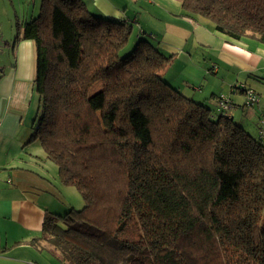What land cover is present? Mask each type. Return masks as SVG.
<instances>
[{
  "label": "trees",
  "instance_id": "1",
  "mask_svg": "<svg viewBox=\"0 0 264 264\" xmlns=\"http://www.w3.org/2000/svg\"><path fill=\"white\" fill-rule=\"evenodd\" d=\"M180 1L225 39L264 44V0ZM17 26L35 52L27 144L84 201L44 214L40 236L63 264H264V110L253 136L229 95L217 112L186 97L161 76L172 57L147 31L82 0H41ZM233 88L258 108L251 88Z\"/></svg>",
  "mask_w": 264,
  "mask_h": 264
},
{
  "label": "crops",
  "instance_id": "2",
  "mask_svg": "<svg viewBox=\"0 0 264 264\" xmlns=\"http://www.w3.org/2000/svg\"><path fill=\"white\" fill-rule=\"evenodd\" d=\"M82 1L93 14L130 21L137 32L147 31L162 52L172 57L161 71L163 79L215 112L217 97L229 95L233 102L230 113L240 118L234 120L257 136V115L264 110L263 43L249 33L235 42L217 36L201 16H185L180 0ZM38 11L39 7L22 19L16 14L17 24L28 22ZM0 35L3 51L9 43L1 31ZM16 37L11 44L14 60L11 65H1L4 72L0 76V264H63L40 236L42 221L46 211L63 214L75 208L77 200L66 195L71 189L58 180L56 166L45 163L38 150L30 153L24 149L34 114V44L20 39V34ZM236 84L258 93L257 109L244 111L242 92L232 90Z\"/></svg>",
  "mask_w": 264,
  "mask_h": 264
},
{
  "label": "rangeland",
  "instance_id": "3",
  "mask_svg": "<svg viewBox=\"0 0 264 264\" xmlns=\"http://www.w3.org/2000/svg\"><path fill=\"white\" fill-rule=\"evenodd\" d=\"M18 1H19V4L15 3L14 0H0V27H1L0 31H1L3 40H5L9 43L8 47H6L3 51H2V48H0V50H1L0 51V66L2 64L6 65V66L11 65V63L14 60V58H13L14 56L12 55L13 52L11 50V44L15 40V36L17 34L16 14L21 18L23 15L30 14V12L33 11L35 8L37 10L40 3H41V0H18ZM202 18H204L206 20L205 24L207 25V28L211 29L212 31H215L214 26H213L214 22L208 17H206V18L202 17ZM19 26H20V24H19ZM215 34L217 36L220 35L218 32H216ZM0 40H2L1 37H0ZM131 42H133V39L131 40ZM2 44L3 43L1 42V45ZM129 50H130V48L127 51L121 52L120 55L123 56L124 54L129 52ZM34 60H35V52H34ZM99 86L100 85H98V87H94V88L92 87V88L97 89V88H99ZM100 88H101V86H100ZM31 109H32V112H34L36 109L35 97H33L32 101H31ZM249 110L251 111V108ZM244 111H248V108L247 109L244 108ZM34 114H32L30 121H32ZM242 114H243V112H242ZM240 117H242V119H245V118H243V117H245V115H241ZM234 119L237 120L240 118L238 116H236ZM246 120H247V118H246ZM24 149H25V151L30 152V153H33V151L38 150L39 155H41V157L45 163L50 164L51 166H56L52 160L47 158L44 150L42 149L41 145L39 144V142L37 140L26 144ZM28 165H30L32 167L36 166L35 164H31V163H29ZM68 188L71 189V193L67 192L66 195L70 199L75 200V202L77 200V206L75 205L76 206L75 209H80L84 205V201H83L80 193L76 190V188L74 186H68ZM69 189H65V190H69Z\"/></svg>",
  "mask_w": 264,
  "mask_h": 264
},
{
  "label": "built area",
  "instance_id": "4",
  "mask_svg": "<svg viewBox=\"0 0 264 264\" xmlns=\"http://www.w3.org/2000/svg\"><path fill=\"white\" fill-rule=\"evenodd\" d=\"M245 95H246V98H245L246 104H248L250 106H255L256 104H258L259 98L253 90H251V89L247 90ZM221 97H222V99L220 100V105L222 106V108L226 109L227 108V99L223 96H221ZM259 124L261 126V133L264 135V112H262V114L260 115Z\"/></svg>",
  "mask_w": 264,
  "mask_h": 264
},
{
  "label": "water",
  "instance_id": "5",
  "mask_svg": "<svg viewBox=\"0 0 264 264\" xmlns=\"http://www.w3.org/2000/svg\"><path fill=\"white\" fill-rule=\"evenodd\" d=\"M0 72H2V67L0 66Z\"/></svg>",
  "mask_w": 264,
  "mask_h": 264
}]
</instances>
